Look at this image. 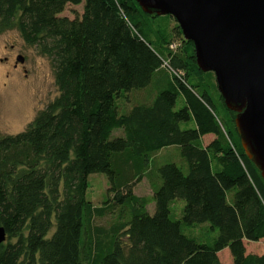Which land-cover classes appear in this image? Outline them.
I'll use <instances>...</instances> for the list:
<instances>
[{
	"label": "trees",
	"instance_id": "1",
	"mask_svg": "<svg viewBox=\"0 0 264 264\" xmlns=\"http://www.w3.org/2000/svg\"><path fill=\"white\" fill-rule=\"evenodd\" d=\"M156 16L135 0H0V35L16 30L48 58L59 92L26 130L0 137V264H223L225 249L233 264H264L246 247L264 240V179L237 114L180 26L161 34ZM169 147L186 166L158 167L152 196H137ZM92 174L109 182L100 206L87 200Z\"/></svg>",
	"mask_w": 264,
	"mask_h": 264
},
{
	"label": "water",
	"instance_id": "2",
	"mask_svg": "<svg viewBox=\"0 0 264 264\" xmlns=\"http://www.w3.org/2000/svg\"><path fill=\"white\" fill-rule=\"evenodd\" d=\"M135 1L145 14L175 18L198 67L214 74L225 106L237 114L242 147L264 179V0ZM6 239L0 224V245Z\"/></svg>",
	"mask_w": 264,
	"mask_h": 264
},
{
	"label": "rangeland",
	"instance_id": "3",
	"mask_svg": "<svg viewBox=\"0 0 264 264\" xmlns=\"http://www.w3.org/2000/svg\"><path fill=\"white\" fill-rule=\"evenodd\" d=\"M83 5L68 6L62 16L73 19L75 14L81 15ZM161 30V34L172 33L178 25L172 16H156L151 20ZM172 35V34H171ZM179 46L182 45L181 38L175 34L174 38ZM154 47L165 54L161 42L153 39ZM182 47V46H181ZM180 48V47H179ZM171 49V48H170ZM176 51V50H172ZM24 59L23 63L18 58ZM214 81L215 76L212 72ZM207 78V77H206ZM137 96L145 93H134ZM59 95L55 84L54 72L48 58L40 55L35 47L27 45L18 31L12 30L0 35V137L16 135L28 127L50 102ZM182 106V99L177 101L176 109ZM186 126L183 125V128ZM119 130H115L117 132ZM115 134V133H114ZM169 153H160L154 157L151 164V171L137 187L138 195L151 197V190L154 180L157 178V168L166 163H175L179 166H186L179 150H171ZM87 200L96 206L102 205L107 199L109 182L104 174H92L89 177ZM175 206L183 207L184 203L177 202ZM152 208V206H151ZM152 213V212H151ZM98 224H102L98 222ZM187 234H198L192 229L186 230ZM248 251L256 254L264 253V240L256 246H250ZM231 259L229 253H221L220 260L223 264H229Z\"/></svg>",
	"mask_w": 264,
	"mask_h": 264
},
{
	"label": "crops",
	"instance_id": "4",
	"mask_svg": "<svg viewBox=\"0 0 264 264\" xmlns=\"http://www.w3.org/2000/svg\"><path fill=\"white\" fill-rule=\"evenodd\" d=\"M132 97L135 99H138V100H141V99H143L144 97L146 98V95H140L139 94V96H137V94H132ZM131 97V98H132ZM133 98H132V100H133ZM131 102L129 101L128 103H127V108L129 107H131ZM126 107H124V105L122 106V108L124 109V110H126L127 108ZM193 125L194 124H191V127H193ZM115 133V134H114ZM113 135L114 136H122L123 135V131L122 130H119V131H117V132H113ZM203 145L206 147V146H208L213 140H214V136L213 135H206V136H204L203 137ZM171 150H177V148L176 147H169V148H164V149H162L161 151H160V153H169L168 151H171ZM159 154V153H158ZM157 153L155 154V157L156 156H159ZM142 183V182H141ZM140 183V184H141ZM140 184H138V185H140ZM138 185L136 186V188H135V194L137 195V196H139V197H145V196H143V195H138V193H136L137 191V187H138ZM151 193H152V190H151ZM153 194V193H152ZM152 194H151V196H152ZM146 197H148V196H146ZM152 206V205H151ZM151 206L149 207V210L151 211L152 209H153V206H152V208H151ZM259 243H251V242H246V247H247V252L248 253H251V252H249L248 251V248H249V245L250 246H256V245H258ZM221 253H229V250L228 249H225L224 251H222ZM221 253H219V257H220V254ZM252 254H256V253H252ZM229 264H233V261H232V258L229 260Z\"/></svg>",
	"mask_w": 264,
	"mask_h": 264
},
{
	"label": "built area",
	"instance_id": "5",
	"mask_svg": "<svg viewBox=\"0 0 264 264\" xmlns=\"http://www.w3.org/2000/svg\"><path fill=\"white\" fill-rule=\"evenodd\" d=\"M179 47V44H177L176 42L171 44L170 48L171 50H176Z\"/></svg>",
	"mask_w": 264,
	"mask_h": 264
}]
</instances>
